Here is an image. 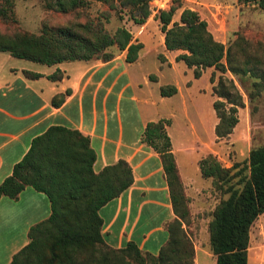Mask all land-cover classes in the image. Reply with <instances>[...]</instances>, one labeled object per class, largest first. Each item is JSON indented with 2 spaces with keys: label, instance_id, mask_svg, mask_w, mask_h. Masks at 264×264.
Wrapping results in <instances>:
<instances>
[{
  "label": "trees",
  "instance_id": "obj_1",
  "mask_svg": "<svg viewBox=\"0 0 264 264\" xmlns=\"http://www.w3.org/2000/svg\"><path fill=\"white\" fill-rule=\"evenodd\" d=\"M116 8H129L131 19L142 25L150 16L149 0H97ZM159 9L155 14L163 43L167 50H180L176 61L193 68L195 78L201 70L214 67L221 73L249 74L255 78L253 98L264 90V64L258 56L249 55V43L242 36L231 44L216 40L207 22L190 8H184L178 21L173 16L179 5ZM256 3L264 10V0H240ZM86 3V0H55L58 10L66 12ZM115 47V51L109 48ZM144 45L133 41L132 33L119 26L113 33L90 23H75L51 27L44 25L38 34L18 31L0 34V52L28 61L53 65L66 61H109L126 51V62H134ZM240 56L243 58L240 59ZM262 66V68H261ZM28 78L39 74L25 70ZM57 70L48 76L61 78ZM153 76H150V78ZM211 76V82H212ZM218 99L212 103L219 119L215 134L229 135L237 123V108L243 106L242 96L231 79L220 77L212 87ZM177 92L175 85L160 87L162 96ZM69 91L53 96L51 103L59 106ZM225 103L229 104L225 109ZM169 121L148 122L142 142L159 153L168 183L172 208L176 217L167 223L168 239L157 254L142 251L134 242L113 248L101 234L99 209L118 197L133 182L132 168L123 159L93 170L96 154L89 137L77 129L53 125L36 136L22 159L0 184V198H17L26 187L46 194L51 213L45 220L31 226L28 242L18 250L8 264H195L194 246L184 225L189 222V208L180 180L172 144L166 131ZM224 167L208 154L198 161L201 175L212 178L227 198L215 206L208 223L209 243L215 264H248L249 233L253 222L264 213V145L251 149L243 167Z\"/></svg>",
  "mask_w": 264,
  "mask_h": 264
},
{
  "label": "crops",
  "instance_id": "obj_2",
  "mask_svg": "<svg viewBox=\"0 0 264 264\" xmlns=\"http://www.w3.org/2000/svg\"><path fill=\"white\" fill-rule=\"evenodd\" d=\"M137 39L144 47L134 62H126V51H122L109 61H66L37 71L23 67L3 69L0 65V184L11 174L13 166L22 159L36 136L53 125L77 129L89 137L96 154L94 172L120 159L132 168L131 186L99 209L104 241L113 248L134 242L142 251L157 254L168 239L167 223L176 215L161 157L142 142L144 128L151 121H169L166 131L184 191L187 181L181 175L175 153H196L200 138H195L193 144L174 146L169 130L173 119L160 113L157 106L177 97L180 86L175 85L177 92L172 96L160 94V87L170 84L160 85L157 96L153 94V77L150 79V74L145 72L138 74L137 64L147 48L142 39L133 37V41ZM175 51L167 50L170 54H166L163 65L174 68L182 62L174 60L172 53ZM4 58L12 56L1 52L0 60ZM25 70L39 76L28 78L23 73ZM57 70L62 74L60 79L48 78ZM67 90L69 93L62 104L52 105L53 96ZM50 213L46 194L31 186H26L17 198H0V252L7 247L3 238L11 239L9 247L14 240L21 239L0 264L11 261L28 242L30 227L48 218ZM209 255L215 264L214 255ZM201 257L200 249L198 251L194 244L195 264H201Z\"/></svg>",
  "mask_w": 264,
  "mask_h": 264
},
{
  "label": "rangeland",
  "instance_id": "obj_3",
  "mask_svg": "<svg viewBox=\"0 0 264 264\" xmlns=\"http://www.w3.org/2000/svg\"><path fill=\"white\" fill-rule=\"evenodd\" d=\"M172 4L173 0H149L151 14L141 26L133 22L129 8H122L116 1L115 9L109 3L86 0L79 7L62 12L57 9L55 0H0V34L12 35L18 31L38 34L44 25L57 27L90 23L94 27H103L109 33L123 26L133 37L142 39L147 49L137 64L138 74L145 72L153 76V94L157 96L158 87L164 84H178L181 89L180 94L171 102L157 106L160 113L173 119L169 130L174 146L180 143L184 146L193 144L196 142L195 138H200V143L195 148L196 153L177 151L175 157L181 175L187 181L184 194L189 208V222L184 228L193 246L197 244L198 251L200 249L202 253L201 264H214L209 255L212 252L208 223L215 206L221 199L227 198L228 194L217 188L212 178L201 175L198 161L212 154L224 167L233 164H239L236 170L245 167L251 149L264 145V90L257 96L250 97L255 78L249 74H234L229 70L221 73L214 67H207L201 70L200 77L195 78L193 68L187 67L183 62H179L174 68L163 65L166 54L170 53H167L163 45V33L154 16L159 9L167 10ZM174 4L179 5L173 16L174 21L179 20L184 8H190L207 22V28L216 40L228 45L242 36L249 43V55L258 56L264 64V10L256 3H244L240 0H178ZM108 50L114 52L115 47ZM180 52L177 50L172 53L174 60ZM240 59L243 58L240 56ZM0 65L3 69L23 67L32 71L49 66L16 57L4 58L0 60ZM220 77L234 82L244 104L237 108V123L232 132L222 138L215 134L219 121L217 117L212 126L216 113L210 104L218 99L212 87ZM228 107L229 104L225 103V109ZM246 173L247 170L244 169V174ZM2 240L7 242V247H3L0 252V263L6 259L15 243L21 241L17 238L9 247L11 239ZM248 264H264V213L258 216L250 228Z\"/></svg>",
  "mask_w": 264,
  "mask_h": 264
}]
</instances>
